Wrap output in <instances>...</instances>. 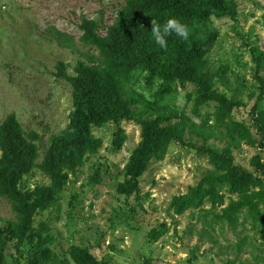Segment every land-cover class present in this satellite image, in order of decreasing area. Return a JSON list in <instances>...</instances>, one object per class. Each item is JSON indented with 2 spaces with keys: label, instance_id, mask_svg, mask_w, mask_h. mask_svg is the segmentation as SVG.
Returning a JSON list of instances; mask_svg holds the SVG:
<instances>
[{
  "label": "rangeland",
  "instance_id": "obj_1",
  "mask_svg": "<svg viewBox=\"0 0 264 264\" xmlns=\"http://www.w3.org/2000/svg\"><path fill=\"white\" fill-rule=\"evenodd\" d=\"M127 1L0 0V125L15 113L24 129L39 131L48 143L51 134L65 129L73 108L72 87L55 75L56 66L64 61L74 74L83 53H97L81 40L82 19L98 20L101 33L106 34ZM238 2L237 20L213 18L215 44L207 55L208 71L216 72L221 64L229 66L225 82L218 81L216 86L241 102L233 117L250 126L259 138L251 110L257 101L264 107V91L250 47L264 49V0ZM52 28L68 39L59 40ZM260 74L264 77V67ZM147 76L146 70L138 69L130 82L153 100L161 81L151 84ZM193 90L192 84L180 87L174 102L179 112L199 122L202 117L193 113L194 103L188 100L187 93ZM215 110L212 104L204 108L203 115ZM121 128L126 141L118 147L114 139ZM94 134L103 139L99 153L71 177L59 202L36 216L37 226L45 222L50 227L51 248L67 260L60 264H76L69 255L73 245L91 248L105 264H133L146 257L156 264H264V220L254 226L242 215L233 229L228 223L214 222L212 213L197 209L176 214L171 209L175 196L187 193L214 169L207 157L172 144L165 158L153 161L140 177L138 192L126 195L117 186L125 179V167L142 140L141 127L130 121L108 123L95 127ZM210 143L220 148L225 145L215 140ZM259 150L243 143L234 149L236 162L253 170L251 160ZM49 182L35 169L25 176L22 187L33 190ZM14 216L11 202L0 197V228ZM153 229L161 232L158 241L149 237ZM11 251L16 261L22 257L16 247ZM22 262L26 263L23 258Z\"/></svg>",
  "mask_w": 264,
  "mask_h": 264
},
{
  "label": "trees",
  "instance_id": "obj_2",
  "mask_svg": "<svg viewBox=\"0 0 264 264\" xmlns=\"http://www.w3.org/2000/svg\"><path fill=\"white\" fill-rule=\"evenodd\" d=\"M238 14V0H128L106 34L101 33L98 20L82 19L81 40L97 53H83L74 74L64 61L56 66L55 75L72 87L73 108L67 127L51 134L48 143L39 131L24 129L15 113L0 125V197L11 202L16 215L0 228V264H23L22 258L25 264L67 262L51 248L49 225L41 222L37 226L36 216L55 206L71 177L90 156L99 153L103 139L94 134V129L108 123L135 122L142 131V140L125 167V179L117 186L119 193L138 192L140 177L152 162L164 159L170 146L177 144L207 157L214 169L196 186H190L187 193L173 198L174 213L198 209L212 213L214 222L228 223L233 229L240 224L242 215L254 226L263 222L264 107L257 101L251 110V121L259 136L255 138L250 126L233 117L241 102L216 86L218 81L225 82L229 66L221 64L216 72L208 71L207 55L215 44L213 18L237 20ZM168 18L186 24L190 36L184 41L172 34L167 37V48L162 49L151 38V21L164 23ZM52 30L59 40L68 39L61 31ZM250 50L264 91V77L260 74L264 49L252 45ZM138 69L148 72L151 84L161 81L153 100L130 82ZM188 84L194 87L187 94L194 103L193 113L202 117L199 122L179 112L174 102L179 88L186 89ZM212 104L215 112L203 115L204 108ZM211 140L225 145L214 146ZM114 141L118 147L123 146L126 135L122 128ZM243 143L260 149L251 160L253 170L236 162L234 149ZM35 169H40L50 182L25 190L23 180ZM207 204L210 208H206ZM149 237L158 241L160 230L153 229ZM13 247L22 256L17 261ZM69 255L76 264H105L91 248L82 245H73ZM133 264L156 263L146 257Z\"/></svg>",
  "mask_w": 264,
  "mask_h": 264
},
{
  "label": "clouds",
  "instance_id": "obj_3",
  "mask_svg": "<svg viewBox=\"0 0 264 264\" xmlns=\"http://www.w3.org/2000/svg\"><path fill=\"white\" fill-rule=\"evenodd\" d=\"M172 34L184 41H187L190 36L187 25L177 18H168L164 23H158L156 20L151 21V38L160 48H167V37Z\"/></svg>",
  "mask_w": 264,
  "mask_h": 264
}]
</instances>
